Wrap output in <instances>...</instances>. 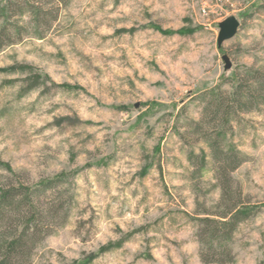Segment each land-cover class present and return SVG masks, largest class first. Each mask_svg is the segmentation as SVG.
<instances>
[{"label": "rangeland", "instance_id": "374dc122", "mask_svg": "<svg viewBox=\"0 0 264 264\" xmlns=\"http://www.w3.org/2000/svg\"><path fill=\"white\" fill-rule=\"evenodd\" d=\"M43 4L56 17L42 36L23 13L22 39L0 50V184L68 176L67 218L27 264H264V94L229 115L223 142L242 158L230 186L260 208L214 239L219 262L197 232L220 184L192 129L233 71H264V0ZM229 16L239 28L218 46Z\"/></svg>", "mask_w": 264, "mask_h": 264}, {"label": "trees", "instance_id": "16d2710c", "mask_svg": "<svg viewBox=\"0 0 264 264\" xmlns=\"http://www.w3.org/2000/svg\"><path fill=\"white\" fill-rule=\"evenodd\" d=\"M45 0H0V50L6 44L22 39L21 27L12 23L15 16L28 13L36 36L41 28L50 26L56 17L53 8H46ZM61 0H51L55 6ZM56 9V8H55ZM229 76H224V81ZM264 94V71L249 69L244 74L231 73L230 90H212L200 119L192 128L207 141L215 164V175L221 194L218 211L204 212L198 218L197 235L215 252L216 261L224 259L226 247L214 244V239L231 235L244 219L254 215L259 206L245 202L240 192L234 194L230 186V174L242 162L238 151L226 147L223 139L232 111H249L256 96ZM195 157L194 155L191 158ZM67 175H54L35 183H24L18 174L10 172L0 184V264H27L37 242L50 233L52 225L62 224L68 215L69 202H62L59 187L67 181ZM210 239V240H208ZM230 253V250L227 249ZM202 260L205 258L201 254ZM218 257V258H217Z\"/></svg>", "mask_w": 264, "mask_h": 264}, {"label": "water", "instance_id": "95a60500", "mask_svg": "<svg viewBox=\"0 0 264 264\" xmlns=\"http://www.w3.org/2000/svg\"><path fill=\"white\" fill-rule=\"evenodd\" d=\"M218 25L219 32L217 36V44L218 46H221L224 41L229 40L235 36L240 22L235 16H229L219 22ZM222 59L224 60V68L228 69L231 66L229 57L226 54H223Z\"/></svg>", "mask_w": 264, "mask_h": 264}]
</instances>
